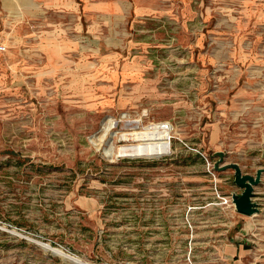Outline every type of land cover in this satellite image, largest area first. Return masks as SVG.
<instances>
[{"label":"rangeland","instance_id":"obj_1","mask_svg":"<svg viewBox=\"0 0 264 264\" xmlns=\"http://www.w3.org/2000/svg\"><path fill=\"white\" fill-rule=\"evenodd\" d=\"M165 3L159 19L92 32L16 30L21 12L0 0V264H237L238 243L264 252V172L258 213L221 198L242 190L223 165L264 167V0ZM108 117L119 133L170 122V148L108 155L135 142L98 139Z\"/></svg>","mask_w":264,"mask_h":264},{"label":"crops","instance_id":"obj_2","mask_svg":"<svg viewBox=\"0 0 264 264\" xmlns=\"http://www.w3.org/2000/svg\"><path fill=\"white\" fill-rule=\"evenodd\" d=\"M14 1L21 12L16 30H131L136 21L159 19L166 9L165 0ZM238 244L230 255L237 264H264V252Z\"/></svg>","mask_w":264,"mask_h":264},{"label":"bare ground","instance_id":"obj_3","mask_svg":"<svg viewBox=\"0 0 264 264\" xmlns=\"http://www.w3.org/2000/svg\"><path fill=\"white\" fill-rule=\"evenodd\" d=\"M139 121H140L139 119H132V120L125 119L124 124H132V127H137ZM164 123H165L164 121L151 122L145 127L143 126L141 130H132V131L124 130L119 133V131L113 130L114 126H116L117 124V120L108 117L102 123V126L98 134L99 135L98 139H101L107 133H110L111 135L117 134L120 138L124 140L128 139L130 136H134L135 142L123 143L117 147V150L114 149V145L111 143L112 145L109 149H107L106 153L108 155L115 154L116 156H124V155L158 156L161 153L167 152L168 149L170 148V138H171L172 129L171 127H164L163 126ZM42 244L50 247L57 254L65 258L77 260L80 261L81 263H84L78 256L69 254L59 247H53L47 242H44ZM85 264H90V263L86 262Z\"/></svg>","mask_w":264,"mask_h":264},{"label":"water","instance_id":"obj_4","mask_svg":"<svg viewBox=\"0 0 264 264\" xmlns=\"http://www.w3.org/2000/svg\"><path fill=\"white\" fill-rule=\"evenodd\" d=\"M215 168L218 165L215 164ZM230 167L234 171V182L242 188L240 193H231V201L234 208L244 214H254L259 212L258 202L253 199L254 186L261 181L262 173L264 172V167H258L255 174L243 173L240 165L237 162H230L222 166V168ZM44 248L50 249L52 252L56 253L50 247L41 244ZM74 262H80L77 260L70 259ZM85 264V263H84Z\"/></svg>","mask_w":264,"mask_h":264},{"label":"built area","instance_id":"obj_5","mask_svg":"<svg viewBox=\"0 0 264 264\" xmlns=\"http://www.w3.org/2000/svg\"><path fill=\"white\" fill-rule=\"evenodd\" d=\"M169 125L171 126L170 122H166L165 124H163L164 127H169ZM223 202H228L229 204H233L231 201V196H221Z\"/></svg>","mask_w":264,"mask_h":264}]
</instances>
